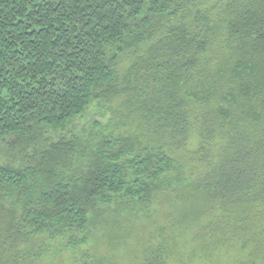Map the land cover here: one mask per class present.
Returning <instances> with one entry per match:
<instances>
[{"label": "trees", "instance_id": "obj_1", "mask_svg": "<svg viewBox=\"0 0 264 264\" xmlns=\"http://www.w3.org/2000/svg\"><path fill=\"white\" fill-rule=\"evenodd\" d=\"M180 192L264 264V0H0V264H99Z\"/></svg>", "mask_w": 264, "mask_h": 264}, {"label": "rangeland", "instance_id": "obj_2", "mask_svg": "<svg viewBox=\"0 0 264 264\" xmlns=\"http://www.w3.org/2000/svg\"><path fill=\"white\" fill-rule=\"evenodd\" d=\"M130 63L131 60L127 59L123 64L125 71ZM107 120H103L104 126ZM195 141L196 139L193 138L190 147L195 145ZM189 195L192 198V195ZM173 197L175 199L173 204L159 208L153 207L151 209V217L148 218L150 220L145 219L141 215L138 217V221L126 224L125 226L130 229L125 231V235H118V229H113L112 234H103L100 246H97V248L98 252L104 257L98 263L143 264L145 249L148 247L149 241H151L153 248H157L160 244L167 248L171 264H243V259L248 262L246 264H250L247 259V256H249L248 247L242 250L238 245H234L231 249L221 251L217 243L207 240L210 243V248L203 250L204 246L200 244V239L197 237L199 234L196 227L199 224V221L196 220L198 215L190 218L188 223L180 224V213L191 212L193 208L190 205H194L193 202L183 192L174 194ZM186 202L191 204L186 205ZM111 237L112 239H109ZM247 240L250 239L248 238ZM166 248L161 249L164 250ZM94 253L96 252L93 250L89 254L96 258ZM67 259L71 261L70 256H67ZM87 261L92 263L93 260L89 259Z\"/></svg>", "mask_w": 264, "mask_h": 264}]
</instances>
